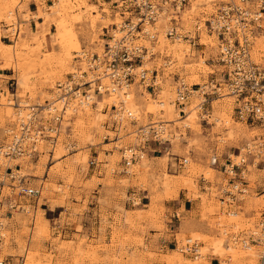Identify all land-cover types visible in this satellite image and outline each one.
Masks as SVG:
<instances>
[{
  "label": "rangeland",
  "instance_id": "1",
  "mask_svg": "<svg viewBox=\"0 0 264 264\" xmlns=\"http://www.w3.org/2000/svg\"><path fill=\"white\" fill-rule=\"evenodd\" d=\"M20 1L0 0V70H8L16 80L15 89L12 85L0 92V145L17 125V105L42 107L39 119L46 123L62 111L51 109L48 114L53 100L61 97L55 85L65 82L75 68L84 69L82 53L99 55L111 29L123 21L121 11L109 0H34L39 15L25 12ZM229 1L235 2L215 0L208 7L205 0H193L190 9L184 8L183 20L178 17L179 33L185 38L150 45L154 50L144 68L158 71L157 85L149 95L132 87L131 110L138 109L133 121L123 118L115 125L113 100L108 96L97 99L100 106L84 110L77 101L73 111L64 109L54 148L44 139L32 157L15 160L8 169L0 163L2 212L9 200L15 204L2 220L0 262L208 264L206 257L213 255L219 264H259L258 248L253 247L257 252L242 249L230 236L246 235L264 211V171L260 172L264 153L259 158L258 148H253L247 166L234 170L235 174L244 171L250 191L231 208L232 215L224 213L219 198L227 183L222 166L229 158L235 161L233 156L246 142L255 145L258 137L253 134L261 132L234 119L230 97L207 98L210 115L204 120L197 108L191 110L196 106L194 98L186 103L185 114L170 106L178 78L192 89L221 79L217 39L203 26ZM37 16L42 22L29 27V19ZM165 21L157 25L162 33L170 25ZM259 25L249 51L253 62L264 68V16ZM159 126L169 142H154L151 136L139 142L140 129ZM230 128L251 131L254 139L242 140L241 135L231 139ZM129 148L144 155L126 160L122 152L128 154ZM183 159L185 164L178 165ZM13 171L15 179L9 177ZM20 186L34 189L37 195L25 197L18 193ZM132 195L139 202L132 201ZM184 208L192 213L186 215ZM150 232L156 235L145 246L143 239ZM165 232L173 242L166 246L159 240L160 249L156 241ZM89 233L96 235L93 240H86ZM189 238L201 247L196 260L177 249Z\"/></svg>",
  "mask_w": 264,
  "mask_h": 264
},
{
  "label": "built area",
  "instance_id": "2",
  "mask_svg": "<svg viewBox=\"0 0 264 264\" xmlns=\"http://www.w3.org/2000/svg\"><path fill=\"white\" fill-rule=\"evenodd\" d=\"M189 0H109V2L120 10V15L124 16L123 21L119 25L120 33L117 37H113L111 33L107 36L108 39L103 45L102 57L99 59L97 55L86 54V62L90 65L89 69L92 72H98V68H102L101 73H107L108 88L116 89L117 92L126 88L131 83L140 84L145 79L147 71L136 70V65L141 61V56L144 54L145 48L142 46H135L136 39L145 38L146 31L143 25L152 26L155 22V17H159L162 13L168 14L171 22L175 21L172 16L179 9L182 10L188 6ZM171 5L170 11L164 12L165 5ZM178 8V9H176ZM264 14V0H236V2L229 1L222 4L215 12L214 22L210 20L205 21L206 30L213 34L218 42V58L217 64L219 65L221 72V79L218 82L213 80L206 82L205 85L195 86L196 90L203 98L200 102V112L205 116V107L208 104L210 96L215 98L222 97V90L225 89L226 94L234 97L235 107L233 109V117L237 122L245 123L251 128H255L261 132L259 139H263L264 142V68L259 64L253 62L250 57V45L248 37L249 34L252 37L257 29H260V25L257 24L261 20ZM176 15V14H175ZM170 38L171 35L168 36ZM154 37H152L153 39ZM153 41V40H152ZM151 80L155 77V71L149 72ZM148 74V75H149ZM84 75H86L84 73ZM99 76V75H98ZM83 77H76L74 74H70L65 84L57 83L55 85L60 96L65 93L69 95L77 90L81 91L82 95H86V89L90 83L93 84L92 91L94 94L100 93L101 89L106 88L100 84L99 78H96L89 82L82 83ZM148 86V85H147ZM150 87H148L149 89ZM176 106L184 107L183 100L188 96L189 90L182 80L178 78L176 85ZM206 88V89H205ZM221 90V94H220ZM108 93L115 92L114 90L107 89ZM123 91V90H122ZM182 101V102H181ZM36 110V107H35ZM38 111V110H37ZM114 112L116 109L114 108ZM204 117H202L201 120ZM53 121L56 122V119ZM35 122L37 125L41 123L35 120V115L31 116L21 123L19 136L14 135L13 139L6 145H1L0 149L5 150L6 155L12 157L14 154H21L20 140L28 137L32 140L35 134H27L26 127L31 129V123ZM41 127V126H40ZM37 127L39 131H43V127ZM148 135V134H147ZM40 136V135H39ZM152 141L160 142L156 133L150 132ZM148 137L142 141H147ZM33 141V140H32ZM31 141V142H32ZM262 142V143H263ZM245 150L247 149L244 146ZM215 163V160L213 161ZM185 160L183 159L178 165L183 166ZM238 165H232L228 159L226 164L222 166V174H227L229 171L230 185L232 180L242 181L241 175L235 174L234 170H238ZM8 169V168H6ZM10 177V176H9ZM11 178V177H10ZM12 179V178H11ZM235 185V184H233ZM235 188H233L234 190ZM239 194H243L241 190L236 191ZM262 192L264 193V182L262 185ZM18 193L28 198H33L37 195L33 189H27L25 187H19ZM223 196L229 197L227 200L219 198V203L228 207L232 203H228V200H235V195L230 191H222ZM1 195V194H0ZM140 199V198H139ZM139 202V201H138ZM238 202H235L237 204ZM2 199H0V231L2 228V220L5 214H10L15 210V204L12 200H9L5 204V210L2 212ZM227 207V208H228ZM229 210V208H228ZM253 231H249L246 234L247 244L257 245L259 250L258 262L264 264V211L259 215ZM242 246L243 242L240 243ZM197 244L184 242L179 246V252L190 256L193 260L197 257L196 251ZM0 264H4L0 262Z\"/></svg>",
  "mask_w": 264,
  "mask_h": 264
},
{
  "label": "bare ground",
  "instance_id": "3",
  "mask_svg": "<svg viewBox=\"0 0 264 264\" xmlns=\"http://www.w3.org/2000/svg\"><path fill=\"white\" fill-rule=\"evenodd\" d=\"M212 1H215V0H205V5H207L209 7V5L212 3ZM235 2H236V0H235ZM192 4H193V0H189L188 1L189 9H190V7H191ZM165 7L166 8L164 9V12L167 11V9L170 11V8H172L170 4L169 5H165ZM176 9H178V8H176ZM189 9H187L188 13H189ZM184 12H185L184 9H182V10L179 9L176 13L174 12V14L172 16L175 18V21L174 22H171L170 21V25L164 29V33L160 32L159 29H157V25L160 24V23L166 22L165 20H167V22H169L170 17H169L168 14L162 13L159 17L158 16L155 17V22H154V24H152V26L143 25L144 26V30L147 33L146 34L147 37L136 39L135 44H134V47L135 46H138V47L142 46L143 48H145V51L146 52L144 54L140 55L141 56V61L138 62L137 65H136L137 66L136 67V70H144V71H147L146 74H145V79L140 84L131 83V84H128L127 86H124L126 88H122L123 91L122 90H119L117 92L116 89H110V88H108L109 86H107L108 85L107 73L102 74L101 73V70H102L101 67L100 68L97 67V71L98 72H92L89 69L90 65L88 63H87V65L85 64V62H86V56H84V55H86V53H82L80 55V57H81V61L83 60L82 63L84 64V69L75 68L73 70V72L71 73V74H74L78 78L79 77H83L82 83H77V84H80L81 85L84 82H89V81H92V80H94L96 78H99L100 84H102L104 86H107V87L104 88V89H101L100 90V93L94 94L93 91H92V88H93V84L94 83H90L89 84V87L86 89V91H87V94L86 95H82L81 94V91L80 90H77V91L71 93L70 95H69V93L68 94L65 93L60 98H56L55 100H53V102H52L53 103L52 104L53 106L51 105V107H48L50 109V110H48L49 111L48 114L51 115V113H50L51 112V109L53 111H57V109L58 110H62L61 112H59L60 114L59 113L58 114L56 113L53 116H50L49 119L47 120V123L46 122H43V118H40V119H42V122L41 123H38L40 125H37L35 122H33V123H31V129L28 128V127H26L27 128L26 129V133L27 134H35V132H36V134H35V137H32V140H33V141L31 140L32 142L29 140L28 137L23 138V139L20 140V145L22 147L21 148V151H22L21 154H18V155L14 154V156L9 157V156H5L6 155L5 150L0 149V163L3 165V167L4 168H9L10 167V164L9 163H13V162H15V160H20V159H22L24 157H28V158L32 157L33 154H36L37 153V149H36L37 148V144H40L41 142H43L44 139L46 140V142H48V144H50L52 146V148H54L56 146L57 137H58V135L60 133L59 130L61 129V124L63 123V113L65 111L64 109L73 111L74 110L73 109L74 103L77 102V101H78L77 102L78 107L80 109H83L84 110V109H88L90 106H96V105L97 106H100V105H98L96 103L97 99H101L102 97L103 98H106V96H108L109 98H111L113 100V105L114 106H111V107H113V108L116 109V112H114L112 114V116H113V118H112L113 123L115 125H118L120 123L121 119H123V118L124 119H127V120H130V121H133L134 120V115L137 114L138 109H136L134 111V113L131 110L132 109V107H131L132 104L131 103H132L133 98H134L133 97L134 91H133L132 87L133 86H135V87L138 86V87L141 88V89H139L141 94L148 93V95H149L150 94L149 92L150 91H153V89H155V87L157 85L156 79L158 77V71L155 68H153L151 70H148V69L144 68L145 67L146 60L148 59L149 56H152V54H150V53L154 50V47L152 48L150 45L154 44L155 42H156L155 44H158L160 42H165V41L168 42V40H170V39L171 40H174V39L175 40L184 39L185 36L183 34H180L179 33L180 29L178 28L179 27L178 24H179V21H180L179 18L181 17V19L183 20V16L185 14ZM188 13H187V15H188ZM123 15L125 16V14H123ZM124 16H121L120 18L123 19V18H125ZM263 16H264V14H263ZM213 22H214V20L211 21V23H213ZM120 24H121V22L120 23H116V26L114 27V29H111L112 31L109 32V33H111V35H113V37H117L118 33H120V30H119V25ZM174 24H177V26L174 25ZM257 24H259V21L257 22ZM205 26L206 25L204 23L203 28L206 29ZM199 28H200V26L198 25L197 27H195V30L198 32L199 31ZM167 34H168V36L171 35L170 38H168L166 36ZM159 35H160V37H159ZM246 35L248 37V40H250L249 45L251 46V43H252L251 38L252 37H250V35L247 34V33H246ZM152 37H154V38L152 39ZM189 38H191L192 40H194L193 37H189ZM141 42L146 43V44L144 45ZM177 43L182 44V43H180V41L177 42ZM147 44H149V46H147ZM102 53H103V51H101L99 55L97 53H92V54L97 55V57L100 59L102 57ZM81 61H79V62H81ZM153 70L155 71V77H153L152 80H151V75L149 74V72H151ZM84 73L86 75H84ZM218 81H220V80H217L216 79L215 82H218ZM66 82H68V81L66 80L65 82H62L61 84H65ZM205 84H203V85H205ZM176 85H177V83H176ZM176 85H175V87H176ZM196 86H202V85H196ZM148 87H150V88L148 89ZM107 89L114 90L115 92L108 93ZM188 90H189L188 96L183 100V102H184L183 103V106L184 107L180 108L179 106H176V100H177L176 99V89H175V95L171 98L170 106H173L174 108H177V110H179V112L185 114V110L187 108V104L186 103L190 99H193L194 98L196 100V104H195L196 106L195 107H192L191 110L193 108H197V110L200 112V110H199L200 109V105L199 104H200V102L202 101L203 98L201 97L200 93L196 90V88L195 89H192V88L189 87ZM56 92H58V90H56ZM220 94H221V90H220ZM222 94H223V96L222 97H219L217 99H220V98L223 99L224 97H230V98H233L234 99V97L229 96V95L226 94L225 89L222 90ZM109 98H107L106 100L109 101ZM62 102H64L63 103L64 106L61 105ZM124 104H125V107H124ZM17 106H18V110H20V112L16 113V115H17V120H16L17 125L15 126L14 130H8L7 131V133H6L7 141L5 143L1 144L3 146L6 145V143L10 142L11 139H13V136L14 135L19 136L20 130H22L21 123L24 122L26 119L28 120L29 118H31V116L35 115V120L38 119V121L40 122L39 115L42 112L40 110V108H42V107L36 106V105H31V106L25 105V106H23L22 104L21 105H17ZM35 107H36V110H35ZM21 108H26V109H21ZM208 110L209 109H208V105H207L205 107V116H203L202 114H199L201 119H202V117H204L206 119L208 118V116L210 115V114H208L209 113ZM22 111H25V112H22ZM27 111H28V113H27ZM54 119H56V122L53 121ZM206 119H205V121H206ZM190 120L192 121V119H190ZM50 121L51 122L53 121L52 122L53 123L52 125H51V123H49ZM166 122H167V120H166ZM186 122H188V121H186ZM40 126L44 128V130L41 131V132L37 128V127H40ZM161 127L162 126H159V127L155 128V129L152 128L150 130H146L145 128L140 129L138 131L139 142H142V140L145 139V138H147V137L149 139L150 132L156 133L157 136H158V140L160 142H169V141H166L165 140V138H164L165 137L164 136L165 135V133H164L165 130H164V128H161ZM251 130L253 131L254 129H251ZM252 134H253V132H251V131L248 132L244 128L241 131H238V132H237V130L235 131V128H230L229 129V137L231 139H234L235 136L241 135L240 139H242V140L245 139L246 141H250L253 136L255 138L256 137L259 138V136H260V135L256 136V134H253V136H252ZM254 137H253V139H254ZM258 138H257V140L255 142V145H252L253 141L246 142L247 144H245V146H246L247 149L245 150L244 147L243 148H240L239 151H238V153H237V155L233 156L236 159L235 161L229 158L233 162L232 163L230 161V163L232 165H238L240 168H243L242 166H247V165H244V164H247L248 158H249V156H252V153L254 151L253 148H255V147L258 148V152L256 153L255 156L261 158V154L264 153V151H263V149H264V142H263V139H261V141H260V139H258ZM143 155H144L143 152H140V151L136 152L133 148H129L128 149V154H126L125 151L122 152V156L126 160L131 159V158L136 159L139 156H143ZM261 162H263V164L261 165L260 172L264 171V161H261ZM261 162H256L255 164L257 165L258 163H261ZM229 174H230L229 171H228L227 174H224L223 173V175H225V177H226L227 183H226V185L220 191V193H221L222 191H227L228 190V191L232 192L233 195H235V197H234L235 200L234 199L228 200V203H232L229 207H228V205L225 206L224 203L222 204L223 205L222 209L224 210V213L227 216L233 214L231 208L233 206H235V207L237 206V204H235V202H238V203L239 202H242L244 200L245 196H247L249 194V191H250L249 190L250 187H248V182L244 180V176H245L244 171H240L239 170V174L242 177V181H240V179L238 181L237 180H232L231 182H233V183L231 185L229 183V179H230V175ZM15 176H16V173L14 174V171H13L10 174V177L13 178V179H15ZM233 184H235V185H233ZM233 188H235V189L233 190ZM237 190H241V192H243V194L237 193L236 192ZM220 198H223L224 200H227L229 197L228 196L227 197L226 196L224 197L223 194L221 193ZM132 201H139V199H137L134 195H132ZM131 203L133 204V202H131ZM134 204H136V203H134ZM227 207L229 208V210H228ZM3 225H4V222H2V227H3ZM253 228H254V226H253ZM253 228L250 230V232L254 230ZM223 235L226 236L227 233L224 232ZM245 236L246 235H244L243 237H238V236H233L232 237V236H230V238H231L230 240H231V242L233 244H235V245L237 244L242 249H245V250L247 249V251L253 250L254 249L253 247L258 248V257H259V250H260V248L257 245H254V244L248 245L247 244V239H246ZM184 242H188V243H194L195 242L197 244L196 245L197 246L196 251H197L198 255H197L196 258H194V260H196V259H198V258L201 257V251H200L201 247L198 245V243L196 242V240H191L189 238V239H185L183 241V243ZM242 242H243V245L244 246H242L240 244ZM179 248H177V249L179 250Z\"/></svg>",
  "mask_w": 264,
  "mask_h": 264
},
{
  "label": "crops",
  "instance_id": "4",
  "mask_svg": "<svg viewBox=\"0 0 264 264\" xmlns=\"http://www.w3.org/2000/svg\"><path fill=\"white\" fill-rule=\"evenodd\" d=\"M47 1L48 0H43L44 3ZM20 3L26 5L24 8L25 12H29V14L36 15V13L38 11V15H39V8H38V5L36 4V2L34 0H26L25 2L21 0ZM41 22H42V20L40 19V16H37L35 19H33L31 17L28 21V26L32 27V26H35V24L38 25V23H41ZM201 41H203V40H201ZM216 64H217V62H216ZM207 66H211V65L209 63H207ZM217 66L220 69L218 64H217ZM220 72H222V69ZM218 77L220 78V75H218ZM216 79L217 78H214L213 81H216ZM211 80H209V81H211ZM12 85H14L13 88L15 89L16 80L14 78V75L12 73H9L8 70H0V92L3 93L4 89L8 91V88L12 87ZM180 161H182V160H180ZM186 200L188 201V199L185 198V201ZM184 211L186 212V215L187 214L190 215L192 213L191 208L190 209L184 208ZM167 230H168V233L171 232L169 229H167ZM168 233L167 232L163 233L160 237L161 239L158 238V240L156 241V245H158L160 249H162L163 246L158 244L159 240H160V244H162V245L168 246V245L172 244L173 238L172 237L166 238V236H169ZM72 235L82 236L81 234H71L70 236H72ZM86 235L87 234H83L84 237H86ZM154 235H156V234H154L153 232L148 233V235H146L145 238L143 239V245L148 246V245L152 244L151 240H153ZM94 236H96V235L95 234L92 235V233H89L86 240L87 239L93 240ZM206 259H207L208 264H219L217 257H215L213 255L206 257Z\"/></svg>",
  "mask_w": 264,
  "mask_h": 264
}]
</instances>
